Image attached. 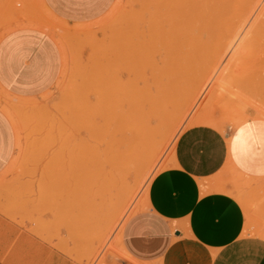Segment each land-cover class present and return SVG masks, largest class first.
Instances as JSON below:
<instances>
[{
	"label": "rangeland",
	"instance_id": "rangeland-1",
	"mask_svg": "<svg viewBox=\"0 0 264 264\" xmlns=\"http://www.w3.org/2000/svg\"><path fill=\"white\" fill-rule=\"evenodd\" d=\"M139 1L117 0L110 11L102 18L94 22L71 26L50 13L40 0H8L12 11L8 13L7 17L0 20V26H2L4 24H17L22 17L28 18L30 23L38 24V26L48 30L62 49V74L57 84L49 92L40 97L20 100L0 89V108L12 120L17 135L16 153L8 167L0 173V214L8 219L12 227L29 233L55 249L54 259L60 261L59 264H121L127 260V255L120 245V234L123 225L132 214L143 209L148 203V189L151 180L159 171L168 167L178 136L183 130L193 126L192 118L204 113L203 116L205 117L199 124H211L219 127L222 131L233 129L253 118L264 119L260 115V110L263 109L264 111V37L249 41L248 33L244 31L239 37L235 38L233 44L230 41L234 38L229 39L230 41L228 39L224 40L232 45L229 44L231 48L226 52L228 54L223 55L224 57L221 54L220 56L217 55L220 62H217V51L214 50L213 55L211 54L213 52H210L207 57L205 56L207 61L204 62L206 63H203L205 57L199 58L201 60L200 64L203 66L200 68V74H197L199 73L198 70L195 75L201 77L204 74L203 79L207 75V79H204L205 82L211 79L209 81L213 83L217 78L215 83L225 82L222 83L223 86L220 89L222 93H216V97H211L208 103L209 96L202 91L201 96H198L193 101L194 104L192 102V105H190L191 109L188 108L189 111L187 110L185 113V118L182 116L183 119L181 118L179 121L177 119L170 120L165 124L166 127L162 131L163 136L160 134L157 138L160 142L156 140V143H158L156 145H159L156 147L157 152L151 153V158H153L151 159L148 156L150 154L146 153L143 155L146 160L140 158L135 164L138 171L133 168L126 175L127 182L130 183L131 188L133 187L132 190L136 188L130 194L131 196L127 197V200L131 201L128 206L125 205V202L122 205L117 204L120 201L118 195L121 196V194L116 193L115 187H110V189L108 183L110 182L109 179L112 180L118 177L119 172L115 168L119 166V161L122 162L121 157L123 154L122 158H125L123 162L129 160L127 153H130L132 149L134 138L132 125L135 121H131L123 127L124 129L117 130L115 133H108L104 129L97 128L98 131L93 130L94 132L91 134L94 136L95 133H98L96 134L98 136H94V138L90 135V129L87 127L90 126L91 128L89 114L79 107L82 105L83 107L86 106L85 109H88L89 102L91 105L98 99V91H100L98 87L102 88V73L107 63L106 58H104L107 37L109 34L111 35V32L117 36L115 27L123 21V14L125 12L132 14L134 9L138 7ZM19 4L27 7L29 12L16 13ZM132 15H129L130 20ZM213 42H210L213 45L212 47L217 48L218 43L215 42L217 43V46H215ZM227 42L226 44H228ZM219 44L222 45L221 42ZM240 46L243 49L239 50ZM226 47L230 46L227 45ZM242 56H244L243 59ZM115 58L113 62L116 65L117 60ZM209 59L214 60V62L211 60L208 63ZM236 59L241 61V63L239 61L237 63L241 65L240 67L243 66L242 71L239 69L235 75L229 74L228 76L226 74L227 65L236 62ZM216 62L220 64L218 65ZM211 63H215V66ZM216 64L219 67L222 66L223 72L221 68L217 69ZM215 68L218 75L215 73ZM218 72H221V74ZM124 73L127 76L124 74L123 76L127 78L128 73ZM186 74L182 78L185 86L190 77L193 76L188 77ZM225 74L227 77H224ZM236 75H241V77H235ZM100 76H102V79H100ZM219 78L222 81L219 82ZM98 80H101V82ZM208 82L206 87L209 85V89H213L214 86L218 85L215 83L212 85ZM183 83L179 85V89L184 88ZM95 84L100 85L96 86ZM95 91L97 95H95ZM180 93L181 91L178 94ZM87 96L91 99H88L89 102H87ZM77 104H79L78 107ZM75 111L76 113H74ZM74 118L76 119L74 120ZM77 118L82 122L77 123L79 121ZM80 123L87 126L85 127L83 124V127ZM156 123L154 119L153 125H156ZM77 124L78 126H76ZM111 136L113 139H111ZM109 137L111 140H109ZM80 138H88L89 140H85L93 143L97 142L96 145L89 142L91 147L94 145L96 148L93 146L94 149L88 152V156L92 158L96 156L95 158L98 161L93 158L96 160V165L91 163V172L86 177L83 175L79 178L80 182L77 180L72 187V144ZM104 138L107 140L103 141ZM108 140L111 144H114V146L112 145L114 149H109L112 147L106 145L109 144L107 143ZM97 145H101V150L97 149ZM118 147L119 149H116ZM103 149L104 151H102ZM115 149L120 154L117 155ZM91 151H94V153ZM114 152H116V155ZM106 153L109 155L107 156ZM112 153L118 156H114L116 158L115 162L117 160L116 164H114V159L109 158ZM98 154L102 156H98ZM121 154L122 156L119 158ZM125 155H127V160ZM156 156L157 159L154 158ZM147 157L150 158V161L156 162L150 163ZM145 161L147 163H141ZM229 172L231 176L223 178L222 183L230 185L231 192L238 199L241 198L244 207L251 211V234L264 235V194L260 190L261 188L257 187L253 181L244 179L231 170ZM72 191L78 195L73 194ZM110 192H114V196H111ZM109 193L110 196H108ZM134 194L135 196H133ZM117 209H122L123 212ZM87 225L88 227L90 225V227L88 228ZM92 227L93 229H91ZM103 231L107 232L104 233ZM93 232L95 235L92 234ZM101 233L108 234L105 236ZM101 240L103 243L100 242ZM47 255L48 253H46V258ZM89 258L91 259L89 260Z\"/></svg>",
	"mask_w": 264,
	"mask_h": 264
},
{
	"label": "crops",
	"instance_id": "crops-1",
	"mask_svg": "<svg viewBox=\"0 0 264 264\" xmlns=\"http://www.w3.org/2000/svg\"><path fill=\"white\" fill-rule=\"evenodd\" d=\"M116 1L40 0L71 26L102 18ZM11 11L8 0H0V20ZM28 12L23 4L16 9ZM62 69V49L48 30L23 17L0 26V89L20 100L40 97ZM16 147L14 124L0 108V173ZM230 170L264 194V119L226 131L197 124L181 132L168 167L150 182L148 203L123 225L127 260L121 264H264V235L251 234V211L222 183ZM55 252L0 214V264H59Z\"/></svg>",
	"mask_w": 264,
	"mask_h": 264
},
{
	"label": "bare ground",
	"instance_id": "bare-ground-1",
	"mask_svg": "<svg viewBox=\"0 0 264 264\" xmlns=\"http://www.w3.org/2000/svg\"><path fill=\"white\" fill-rule=\"evenodd\" d=\"M132 14H128V12H125L123 14L124 15L123 21L121 22V24L120 22L118 24L120 26L117 25L115 27L117 29L116 30L117 36H115L114 33L112 34L111 32V35L109 34L107 37L106 48H105L106 57L104 56V58H106L107 60V63L105 65L104 62L105 67L102 73L103 74L102 82L101 80H98L102 83V88L98 87L100 88V91H98L99 97L97 96L98 101L96 100V102L95 101L93 102L94 104L90 105L89 100L91 99H89L87 96L86 99L87 102H89V104L87 103L89 105L88 109H85L86 106L83 107L82 105L81 107H79L82 110H85L84 111L85 113L87 111L89 114L91 120L90 122L91 128L90 126H87L84 123H80V124H82L83 127L84 125L85 127L86 126L89 127L90 130L88 128L86 129L89 130L90 135L93 134L92 132L96 131L97 128H99L100 130L104 129L108 133H115L117 130H121L126 124L130 123L131 121H135L134 124L132 123L133 124L132 130L134 132V134L132 133L134 135V138L132 137L133 138L132 149L130 153L127 151L129 160L128 162L124 163L123 161L125 158H122L124 156V154L122 153L123 156L122 154L119 156V158L122 156L121 157L122 162L119 161L118 162L119 166L115 168L118 170L119 175L118 177L112 180L109 179L110 182L108 181L109 188L115 187L117 191L116 193L121 194V196L118 195V197H120V199L118 200L120 201L117 204L122 205L125 202L126 206H128L129 202L131 201V200L128 201L127 197L130 194H132L136 189L135 188L132 190L133 187L131 188L130 183L127 182L128 180L126 179V175L128 172H130L131 169L133 170V168L134 170L138 171L137 170L138 168L136 169L137 166L135 164L140 158H144V160H146V158L143 155L149 153L150 155L148 156H150L151 158L152 155L151 153L154 154L157 152L156 147H158L159 145L158 146L156 145L158 144L156 143V140L158 136L162 134L163 129L166 127L165 124L170 120L177 119L179 121V119H181L182 116L185 118L186 117L185 113L187 112V110L189 111V109H191L190 105H192V102L196 100L198 96H201L200 93L202 94V91L208 94L209 96L208 103L211 97L215 96L216 93L222 91L220 89L223 86L222 83L225 82H223L220 78L218 81L220 82L221 80L222 82H220L219 84L218 82L215 83L216 80L218 79L217 78L213 83L218 85L214 86L213 89H209V85L206 87V83L211 79L205 82L204 79L205 78L207 79V75H205L206 77L203 79L202 78L204 76V74H202L203 71L201 73L202 74L201 77L198 76L201 72L200 68H202L203 66L200 64L201 60H199V58L202 57L204 58L205 56L207 57L210 52H213V50L218 52L220 49H221L220 53L218 52L217 54L216 52V56L217 55L220 56V54L222 56L224 54H228L226 52L228 51L229 48H231V45L233 44V41H235V38L239 37L244 31H247L249 36L248 39L249 41L256 38L259 39L260 37H264V0H140L138 7L134 9ZM129 15H132L131 20L129 18ZM231 38L234 39L230 41L229 39ZM227 39L232 44L227 41H224ZM212 40L217 42L218 46L217 43L213 42ZM218 41L221 42L222 45H220ZM210 42L215 43L214 45L217 46V48L212 47L213 45ZM226 42L228 44H226ZM227 45L230 47L227 48L226 47ZM238 49L240 50L243 48H241L240 46V48ZM211 54L213 55L214 52ZM219 56H217L218 59L217 62L219 61L218 58ZM206 57L204 58L203 63H206L204 62L205 60L207 61ZM243 57L244 56H242L241 58L243 59ZM114 58L117 60V62H115L116 65L113 62ZM211 60L209 59L208 63H210ZM235 61L236 62L234 63L228 65L226 64L227 65L226 74L228 76L229 74L235 75V73H237L239 69L240 71H242L241 69L243 66L240 67L241 65L237 63L239 60L237 61L236 59ZM212 62H214V60H212ZM239 62L241 63V61ZM213 65L215 66V63ZM213 65L211 66L214 67ZM218 65H217V69L222 67V66L219 67ZM207 68L209 69V67ZM217 69L215 70V73ZM198 70H199V73H197L198 75H195L196 71L198 72ZM221 70L223 72V68H221ZM209 71L211 72V70ZM124 72L128 73L127 78H125L127 75ZM186 73L191 74L189 76L192 75L193 76L190 77L189 81H187L188 82L187 85L185 86L184 83L182 82V78L185 77L184 75ZM218 73L221 74V72ZM123 74L126 76H123ZM226 74L224 75V77L225 76L227 77ZM237 76L238 78L239 76L241 77V75H236L235 77ZM101 77L102 76H100V79H102ZM181 83H183L184 85V88L182 87L183 89H179V85ZM226 84L228 85L227 82ZM98 85L100 84H97L96 86ZM96 91H95L96 93L95 95H97ZM180 91L181 93L178 94ZM78 105L79 104H77V107ZM76 111L74 113H76ZM203 115L199 114L195 117L193 116L194 118H192L191 121L192 124L193 125L199 124L201 120H203L205 117ZM260 115L264 117L263 109L260 110ZM75 119L76 118H74V120ZM154 119L157 122L156 125H153ZM79 122L82 121L79 120L77 123ZM76 126H78V124ZM80 129L82 130V128ZM96 134L98 133H95L94 136H98ZM85 139L89 140L88 138ZM85 139L84 138L77 139L78 141L75 140V142L72 144V157L70 156L72 158V187H73V183L77 182L79 178H81L83 175L86 177L89 174V172H91V168H90L91 163L92 164L96 163L95 162L96 161L95 159H97L95 158L96 156L93 157L95 159L88 156V152L91 149H94V147L96 148V146L92 145L91 147L89 142L91 143L93 142L87 141ZM111 139H113L112 136ZM111 139L109 137V140ZM106 140L107 139L103 141ZM109 140L107 141V143L109 144L106 145L112 147L109 148L108 146L109 149H114L113 148L114 144H111ZM157 141L160 142L159 140ZM93 144L96 145L97 142ZM100 147L101 145H97V149L101 150ZM116 149H119V147ZM102 151H104V149ZM116 151H117V155L120 154L118 150ZM91 152L94 153V151ZM114 153L116 155V152ZM114 153H112L109 158L114 159L115 162L116 159L115 157L118 156H115ZM106 154L107 156L109 155L108 153ZM127 155H125L126 160L128 159ZM98 156H102V155L98 154ZM150 158H148L149 161ZM154 158L157 159V156ZM92 160L94 161L92 162ZM101 161L102 160L100 159V162ZM116 162L114 164H116ZM147 162L145 161L141 163H147ZM153 162L152 160L150 161V163ZM110 193L108 196H110ZM73 194H77V193L74 192ZM111 194H112L111 196H114V192H112ZM133 196H135V194ZM118 211L123 212L122 209ZM91 229H93V227ZM92 234H94V232ZM107 234L108 233H106V235ZM102 235L100 236L102 237ZM100 242H102V240ZM90 259L91 258H89V260Z\"/></svg>",
	"mask_w": 264,
	"mask_h": 264
}]
</instances>
